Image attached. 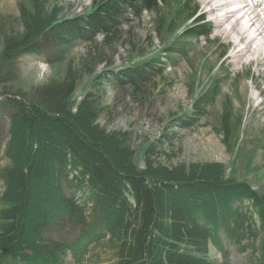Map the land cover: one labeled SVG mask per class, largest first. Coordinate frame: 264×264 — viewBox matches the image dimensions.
<instances>
[{
    "label": "trees",
    "instance_id": "16d2710c",
    "mask_svg": "<svg viewBox=\"0 0 264 264\" xmlns=\"http://www.w3.org/2000/svg\"><path fill=\"white\" fill-rule=\"evenodd\" d=\"M172 1L176 9L170 0H91L86 11L62 16L61 0L48 8L44 0H33L21 4L17 22L2 30L5 61L38 52L45 40L62 44L89 33L92 42L81 70L68 69L59 83L36 88L33 98L9 92L3 97L9 163L0 169V264L95 263L102 251L110 253L112 264H216L212 247L223 253L226 244L248 238L258 252L251 264H264V190L227 174L221 161H160L166 131L148 141L140 166L129 131L99 123L100 95L89 90L73 97L78 75L93 72L97 63L104 69L93 83L128 87L134 99L150 75H163L160 54L111 67L119 45L143 54L140 39L122 27L130 14L153 12L160 39L164 30H180L188 42L210 34L196 3ZM177 14L185 25H176ZM162 50L170 61L173 54L186 55L189 44L167 43ZM216 94L211 87L197 95L191 111L172 120L192 126ZM216 123L229 147L240 119L228 102ZM64 225L63 236L55 238L54 230Z\"/></svg>",
    "mask_w": 264,
    "mask_h": 264
},
{
    "label": "rangeland",
    "instance_id": "374dc122",
    "mask_svg": "<svg viewBox=\"0 0 264 264\" xmlns=\"http://www.w3.org/2000/svg\"><path fill=\"white\" fill-rule=\"evenodd\" d=\"M44 1L45 7L48 8L56 0ZM61 1L64 6L62 16L84 12L91 5V0ZM32 2L33 0H0V51L3 45L2 30L17 22L21 4L30 6ZM170 3L171 7L176 9V3L172 0ZM194 3L197 5L196 15L200 19L210 21L208 23L211 33L191 42L178 34L180 30L176 33L164 30L160 39L154 32L157 16L151 11H143L140 17L128 15L129 21L122 27L131 29L134 40L140 39L143 54L139 56L136 52H128L119 45L118 51L112 57L111 67L117 69L137 61L143 55L149 57L154 54H160L164 66L163 75H150L145 80L138 99L131 97L128 87L107 84L106 81L101 84L92 82L93 76L104 69V63H97L91 73L82 72L78 75L73 97L78 100L89 90L100 95L104 110L98 118L99 123L108 129L129 131L140 166L143 165V152L148 141L162 138L161 134L166 131L168 137L163 138L165 141L157 154L160 161L168 164L221 161L226 166L227 174L246 179L254 188L264 190V93L258 95L251 77H255L254 81L257 80L258 87L263 89L264 81L254 64L238 71L232 69L225 59L229 48L222 45L221 37L214 36V22L209 20L208 14L201 11L200 2L192 0V4ZM174 17L177 26L185 25L183 15L177 14ZM85 35L83 38L62 44L45 40L38 52L24 53L12 61L0 58V169L9 163L4 155L9 126V116L3 105L5 93L33 98L36 88L43 89L59 83L68 69L81 70L82 60L89 58L86 54L88 45L92 42L91 35ZM94 38L99 39V36ZM182 40L189 44L188 52L186 55L173 54V60L168 61L167 54H163V47L167 43L176 45ZM223 47L225 49L221 53ZM211 87L217 88V94L211 102L205 104L196 123L182 127L176 120H172L176 115L190 112L195 97ZM251 92L261 103L258 107L249 106ZM225 101L230 105L233 117L240 119L235 140L229 147L223 143L222 135L215 127ZM1 189L0 178V192ZM59 229L53 232L55 238L63 236L65 225ZM248 239L240 243L226 244L223 253L212 247L209 256L216 264H251L257 260L258 252L252 251V239ZM258 240L259 237L253 242L257 245ZM65 264L78 263L69 260ZM79 264H112V259L110 253L102 251L99 262L84 261Z\"/></svg>",
    "mask_w": 264,
    "mask_h": 264
},
{
    "label": "bare ground",
    "instance_id": "6f19581e",
    "mask_svg": "<svg viewBox=\"0 0 264 264\" xmlns=\"http://www.w3.org/2000/svg\"><path fill=\"white\" fill-rule=\"evenodd\" d=\"M201 11L208 14L209 20L214 22V36L223 39L226 52V61L232 69L257 66L259 75L264 81V13L257 8L254 0H198ZM236 14V15H235ZM238 14V15H237ZM221 48L224 51L225 48ZM219 53V52H218ZM261 67V68H260ZM255 77H251L258 95L264 89L258 87ZM257 96L251 92L249 106L258 107L261 103Z\"/></svg>",
    "mask_w": 264,
    "mask_h": 264
}]
</instances>
